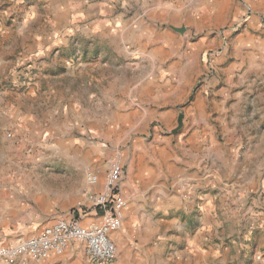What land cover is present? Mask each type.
<instances>
[{"label": "rangeland", "instance_id": "obj_1", "mask_svg": "<svg viewBox=\"0 0 264 264\" xmlns=\"http://www.w3.org/2000/svg\"><path fill=\"white\" fill-rule=\"evenodd\" d=\"M100 1L73 0L71 23H66L64 14H59L57 0H0V193L14 189L18 179L22 187L27 177L33 175H40L47 185L55 186V175L65 180L60 176L64 173L55 171L60 167L56 166L59 160L81 159L85 150L101 156L107 170L105 176L110 162L120 161L119 181L123 182V192L129 202L138 196L143 199L147 193L139 182L144 171L149 170V162L138 158L126 141L115 143L96 132L62 128L56 136L54 130L38 121L40 117L35 118L34 125L20 115V110L37 115L44 105L45 111L51 109L60 121H66L68 116L73 118L70 104L81 101L84 114L103 118L112 109V90L117 82L134 77V72L136 76L150 72L143 66L142 55L135 54L136 45L126 42L134 13L151 7L156 0H112L111 5L115 7L105 13L112 17L104 24L98 16L86 13L91 2ZM239 1L241 14L237 16V6L232 3L231 19L212 33L218 34L217 42L200 47L198 80L190 97L174 107L177 113L166 124L150 116L149 128L136 136V140L155 145L166 142L175 150L179 149L177 145L189 140L194 119L185 113V108L195 93L210 81H214L211 93L218 92L227 75L222 67L232 59V42L251 15L250 4L236 0ZM161 27L165 25L158 26ZM201 35H192L193 46L197 47ZM260 87H255L252 110L256 125H248L240 113L236 120L237 132L222 124L203 142L217 158L229 152V160L235 166L227 169L218 159H213L211 173L198 187L189 188L188 204L172 215V222L163 225L155 235L154 242H161L164 252L155 253V263L150 264H156L157 259L164 264H264V166L261 177L257 176L247 189L239 190L242 172L258 168L256 158H246V151L251 146H259L264 155V87ZM160 161L157 157L156 163ZM141 165L143 170L139 173ZM235 173L239 175L238 187L232 183L237 178ZM59 185H63L60 180ZM21 195L24 192L20 188ZM150 216L161 217L152 199H148L141 218ZM131 240L134 245L136 236L132 235Z\"/></svg>", "mask_w": 264, "mask_h": 264}, {"label": "crops", "instance_id": "obj_2", "mask_svg": "<svg viewBox=\"0 0 264 264\" xmlns=\"http://www.w3.org/2000/svg\"><path fill=\"white\" fill-rule=\"evenodd\" d=\"M57 1L59 14H64L66 23H71L73 0ZM245 1L252 8H248L251 15L246 26L236 33L232 42V59L222 67L227 75L218 92L211 93L210 87L214 81H210L195 93L194 99L185 108V113L194 119L192 127L189 128L193 131L186 143L177 145L179 147L177 150L172 149L166 142L155 145L152 142L147 143L146 140L138 141L136 136L149 128L150 116L161 119L165 124L168 123V120L177 113L174 107L190 97L198 80L197 63L200 47L206 48L217 42L218 34L213 35V31L224 21L231 19L232 3L237 6V16L241 14L240 1L237 3L236 0H178L176 4L169 0H156L151 7L135 12L126 43L136 45L135 54L142 55L140 59L143 66L150 72L145 71L139 76L134 72V77L124 78L113 86L112 109L106 117L84 114L81 110L83 109L81 101L78 104H70L69 110L73 113V118L68 116L66 121H60L51 109L45 111L44 105L40 106L37 115H34L33 111L29 114L28 111L20 110L21 117L30 119V123L34 125L37 124L35 118L40 117L38 121L54 130L56 136L60 134L62 128L96 132L102 138L109 137L113 142L126 141L138 158L147 160L151 165H148L149 170L144 171V177L139 182L144 191H147L143 199L138 196L129 202L128 196L123 192V182L121 183L122 195L127 204L121 229L110 234L118 247V257L111 264H150L151 261L155 263V253L164 252V248L161 242H154V237L163 225L172 222V215L181 212L191 200L189 188L198 187L204 177L211 173L214 158L227 169L235 166L231 159L229 160V152L217 158L218 155L211 152V147L203 143L204 141L206 143L208 134L216 131L222 124L224 128L237 132L236 120L240 113L248 125H256L252 112L255 87L259 88L260 85L264 87V0ZM112 2L114 1L91 2L86 13L88 16H98L104 24L112 17L105 14L110 8L115 7V4L111 5ZM162 24L165 28H158ZM199 33L202 35L198 38L196 47L192 45L191 38L193 34ZM211 94L220 96L214 98ZM168 103L173 104L168 106ZM255 133L258 134L259 130L256 129ZM231 148L234 149V146ZM84 152L81 159L59 160L56 166L60 167L55 171L64 173L60 176L65 180L59 179L58 174L55 175V186L47 185L44 177L40 175H33L27 177L22 187L18 179L14 189L2 190L0 243L8 244L18 239L33 237L60 219L72 220L75 218L79 203L85 204L87 208L85 214L80 217L83 224L101 220L102 209L93 207L88 196L90 193L103 192L107 170H104L105 164L100 155H93L91 150ZM157 157L162 160L159 164L156 163ZM246 158H256L258 168L250 171L245 169L242 172L240 191L247 189L257 176H262L264 166V155L259 146L254 148L251 146L246 151ZM149 160H152V164ZM155 165L158 168H155ZM142 167L143 165L139 173L142 172ZM88 172L98 176L96 184L88 182ZM235 176L237 178L232 183L238 187L239 175L235 173ZM59 180L63 185H59ZM50 181L53 180L50 178ZM20 188L24 195L20 196ZM237 190L235 191L239 192ZM148 199L153 200L156 212L161 215L160 218L156 216L141 218ZM132 235L136 236L137 240L134 245H131ZM0 264L91 263L86 254L85 244L72 241L62 254L51 252L42 259L28 256L14 262L0 260ZM156 264H164V261L157 259Z\"/></svg>", "mask_w": 264, "mask_h": 264}, {"label": "built area", "instance_id": "obj_3", "mask_svg": "<svg viewBox=\"0 0 264 264\" xmlns=\"http://www.w3.org/2000/svg\"><path fill=\"white\" fill-rule=\"evenodd\" d=\"M121 174L120 161L113 159L107 172L104 191L90 193L88 196L93 207L102 209L100 221L83 224L80 217L87 208L85 204L79 203L72 220H57L38 235L0 245V260L14 262L28 256L42 259L51 252L62 254L72 241H78L85 244L91 264L115 262L118 247L110 234L121 229L127 204L119 181ZM87 179L92 185L98 182V176L93 172H88Z\"/></svg>", "mask_w": 264, "mask_h": 264}, {"label": "bare ground", "instance_id": "obj_4", "mask_svg": "<svg viewBox=\"0 0 264 264\" xmlns=\"http://www.w3.org/2000/svg\"><path fill=\"white\" fill-rule=\"evenodd\" d=\"M105 178H106V176H105Z\"/></svg>", "mask_w": 264, "mask_h": 264}]
</instances>
